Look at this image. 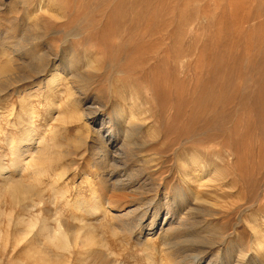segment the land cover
I'll use <instances>...</instances> for the list:
<instances>
[{
    "label": "rangeland",
    "instance_id": "374dc122",
    "mask_svg": "<svg viewBox=\"0 0 264 264\" xmlns=\"http://www.w3.org/2000/svg\"><path fill=\"white\" fill-rule=\"evenodd\" d=\"M43 61L39 76L60 80L40 90L29 71ZM8 64L20 82L0 78V164L16 173L7 138L30 112L49 161L27 203L0 176V264H264V0H0ZM101 138L115 171L92 166ZM59 189L113 206L73 213ZM58 223L96 244L53 251L42 227Z\"/></svg>",
    "mask_w": 264,
    "mask_h": 264
},
{
    "label": "bare ground",
    "instance_id": "6f19581e",
    "mask_svg": "<svg viewBox=\"0 0 264 264\" xmlns=\"http://www.w3.org/2000/svg\"><path fill=\"white\" fill-rule=\"evenodd\" d=\"M45 68H46V65H45V62L43 61L42 64L38 63L35 66L34 70L30 69L31 71H29V73H33V75H34L33 77H35V76H36V78L39 77L37 80L38 82L36 84L37 85L36 89L42 90L40 88L42 85L44 88H46V87L49 88L51 85H56L57 82H59V80H60L57 78V76H56L57 73H55V72L51 73V74H44V76L46 75L45 78H41L39 75H41V73H46V71L44 70ZM13 74H15V73L12 72V69H11L9 64L0 69V78H7V81L10 84L19 83L20 82L19 76H17V78L15 80L16 75L13 76ZM7 86L10 87L9 85H7ZM52 87H53V89L55 88L54 86H52ZM18 89H20V87ZM53 89H51V90L49 89V91L52 92ZM24 90H26V89L22 88L23 95H24V97H26L25 96L26 93ZM46 97H45L46 100L49 101L48 100L49 96H46ZM53 102H54L53 100H51L49 102L50 107L53 105ZM11 111H12L11 115H13L14 114L13 109ZM24 111H25V109L22 108L20 113H23ZM89 115H90V113H84V111H82L79 108L78 118L82 121V123H85V125H86V123L90 117ZM115 117L117 118V121H119L123 116H122V114H120L119 116L116 114ZM15 119L18 120L19 124L22 123L21 122L22 120H19L18 118H15ZM28 119H29L28 127L17 128L20 131V138L17 141L14 140V138L13 139L10 137L7 138L6 144H7L8 152L10 154L11 161L13 164L12 170L16 171V173L15 174L12 173L11 169L0 164L1 179L3 180V182L5 181V183H7L6 184V185H8L7 190H11V194L17 200L16 203H18V204L19 203L20 204L25 203V202L27 203V201H30V198H31V196H30L31 190L30 189L34 188V187H32V186H34V185H32V182H35L37 180V176H40L41 173H43L45 171V163L47 161H49L48 151H46L47 149L45 150L46 145L42 144L41 142L35 143V141H34L35 132L33 130L34 128L32 127V126H34L33 125L34 124L33 123V119H34L33 112H30ZM130 124H132V123H130ZM110 141L111 140H109V139L104 140L103 138H101V142L99 143L100 149L98 151L96 150L95 152H93L94 154L91 155V157L93 158V161H92L93 165L92 166L101 168L102 173L106 172L109 168H111L112 171L113 170L115 171V169H118L117 166L121 162L119 159L116 158V155L115 156H109L110 148H111ZM193 163H194V160H193ZM183 168H184V170L186 169L185 166ZM94 171L95 170H92V173H94ZM112 171H111V173H112ZM107 172H109V171H107ZM99 175L100 174L96 173V175L93 174L92 176H88L87 177L88 181L90 182V180L95 179V178L97 180L101 179ZM110 176H111V174H110ZM55 177H56V179H55L56 182H59L65 178V174L59 173V174H56ZM110 178L111 177H109V179ZM130 178H132V177H130ZM25 182H29V184H31V185H26V184H24ZM118 185H120V183ZM55 187H56V185L55 186L53 185V188H55ZM64 191H65V189H64ZM64 191H63V189L62 190L59 189L54 194L56 196V200L60 199V202L65 203L64 205L67 208H69L70 211L73 213L79 212V213L84 214V215H86V214L95 215V214H98L100 212H103L104 216H106L107 214H109V210H110L108 207L113 206V204L110 203L108 200L105 203L102 202L100 200L101 198H99L100 197L99 193L96 192L95 189H93V191H92V197L94 198V202H92L90 204L85 202V201H76L75 203L72 204L71 201L68 199V196L66 195L67 191L66 192H64ZM155 196H158V193H156ZM152 203H154L153 200L149 202V205H148L149 208L151 207L150 205H152ZM142 207H143V209H141V210H146V213H143V215L141 216V219H139L141 221L137 222L138 224H136L135 226L134 225L130 226V227H133L132 229L136 230L140 227V223L142 222V219L147 215V212L150 210L149 208H145L144 206H141V208ZM27 208L28 207H26L25 209H27ZM137 210L135 209V211H137ZM157 214L158 213H156L155 217L157 216ZM72 217L77 218V216L75 214H73ZM155 217L153 216L152 219H154ZM75 221H77V220H75ZM35 223H36V219H35V222L30 221L29 222L30 227H33L35 225ZM45 227H46V225H45ZM45 227H42V229L47 230L46 232H48V237H46L48 244L51 246L52 250L56 251V252L59 250H64L65 252L70 251L71 247L76 245V243L79 241L84 248H90V246H94L96 244V238H95L91 229L90 230L79 229V231H77V232L74 231L75 233L71 236L69 234L68 227L66 225H63L62 223H58L57 227L52 229V230L51 229L49 230V228H45ZM162 227L163 226L161 225V229H162ZM252 228H254V226H252ZM80 234H86V235L82 239H78ZM132 234H133V231H132ZM70 236L72 239H70ZM255 236H256V241H255L256 246H255L254 250H256V249L258 250L260 248L264 249V242H261L263 240V236L261 234L260 235L255 234ZM241 253H242V255H241ZM241 253H240V255L244 256V257H242L243 260L244 259L253 260L254 258L256 260L257 259L260 260L259 258H261L260 257L261 255L260 256L258 255L256 257L250 256L247 258L244 252H241ZM255 253L256 252H253V253H251V255H254ZM41 260H42L41 264H46L48 262L50 263L51 261H52V264H59V256H57L55 253H53L51 255L50 254H43V256L41 257ZM146 262L151 264L153 261L151 258L147 257Z\"/></svg>",
    "mask_w": 264,
    "mask_h": 264
}]
</instances>
